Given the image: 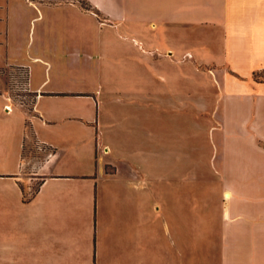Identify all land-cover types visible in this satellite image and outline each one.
Listing matches in <instances>:
<instances>
[{"label":"crops","instance_id":"obj_1","mask_svg":"<svg viewBox=\"0 0 264 264\" xmlns=\"http://www.w3.org/2000/svg\"><path fill=\"white\" fill-rule=\"evenodd\" d=\"M16 2L0 0V264H264V0H156L148 15L163 25L162 46L138 41L110 76L96 54L65 51L79 41L105 53L106 35L41 26L25 53L10 47L23 17ZM59 2L87 18L104 9ZM187 63L198 80L188 81ZM13 68L30 104L4 81ZM207 71L217 90L210 144L200 139L188 155L180 131L171 144L162 130L156 146V121L186 120L188 102L206 112ZM107 82L116 101L102 94ZM35 142L50 153L33 187L22 166Z\"/></svg>","mask_w":264,"mask_h":264},{"label":"rangeland","instance_id":"obj_2","mask_svg":"<svg viewBox=\"0 0 264 264\" xmlns=\"http://www.w3.org/2000/svg\"><path fill=\"white\" fill-rule=\"evenodd\" d=\"M17 8L14 14L18 13L23 16L20 19V33L16 37H8V44L10 47L12 45H19L21 50L25 53L26 44L30 36H36L40 33V27L44 28V32H48L51 35H61L70 33L74 36L76 35H106L109 39L103 46H106L107 52L99 53L97 47H88L84 43L76 41L74 43H69L65 51H74V52H90L91 54H96V57L92 59L93 62L99 63L107 71V75L110 76L111 67H116L119 65H125L130 62L133 58L132 54L137 50L138 41H144L147 45H156L161 47V32L163 30L162 24L152 25L149 22L151 18L149 12H152L157 9L156 0H98L103 5L104 9H99L97 12V17L93 15H85L76 8L66 5L65 3L57 1L61 0H37V5H27L24 0H16ZM12 3V2H11ZM10 4L9 16L11 15L14 8H11ZM12 18V17H11ZM31 18H34L31 21ZM139 18V20H137ZM13 19V18H12ZM94 19L100 20V23L94 21ZM10 21V19H9ZM139 21V22H137ZM115 22V24H113ZM15 21L12 20L10 24H14ZM19 24V22H18ZM33 24V25H32ZM32 25V26H31ZM34 25L36 26L34 28ZM168 27V25H166ZM188 35V31H186ZM187 48L189 47L188 38L185 39ZM34 45V44H33ZM4 48V44L1 45L0 49ZM111 50H110V49ZM113 56V59L111 58ZM116 56H119L118 59ZM4 56H0V66H5L3 60ZM134 60V59H133ZM187 73L188 81L190 78L198 80L200 78L197 74L195 75L191 69L190 64L187 63ZM19 68H13L8 73V76L5 78V83L11 91L15 94V84L19 83L18 74L16 71ZM21 72V70H19ZM159 72L163 73L162 69H158ZM21 74V73H20ZM192 75V76H191ZM22 76V75H21ZM18 78V79H17ZM157 82L161 83L160 79H156ZM18 86V85H17ZM114 82L106 84V90L103 87V93L109 97L110 101H116L113 97L117 95L114 93ZM202 95L203 100L206 105V112L199 114L198 109H195L190 102L185 106V111L187 113L186 120L178 121L174 114L170 115L171 120L165 124V127H162V122H155V134L156 140L155 145L159 144L160 137L157 136L162 132H167L169 134V140L171 144L177 143V136L175 135L178 131L181 132V137L179 138L181 145L187 147V152L194 146L198 145V140L201 139L203 146L210 144V140L213 136L214 131H212V116L210 115V109L212 107V96L217 92L215 82L211 73L203 74L202 77ZM17 90V89H16ZM114 90V91H112ZM111 91V92H110ZM197 93L192 92L190 96L192 99L201 100V96ZM27 104H30L32 101V95L30 92L27 93L25 97ZM189 101V100H188ZM194 101V100H193ZM192 103V102H191ZM181 112H183L181 108ZM161 114L156 110L155 115ZM202 117V120L201 118ZM157 120V118H156ZM184 133V135L182 134ZM171 134V136H170ZM166 135V133H165ZM161 136V134H160ZM159 137V138H158ZM178 144V143H177ZM45 146L34 143L26 145L23 152V166H22V177L24 181L36 186L38 179H30V175L34 170V166L40 161L45 159L46 155L50 153V149ZM174 157V155L172 156ZM206 152L202 154V163L203 166L207 164Z\"/></svg>","mask_w":264,"mask_h":264},{"label":"built area","instance_id":"obj_3","mask_svg":"<svg viewBox=\"0 0 264 264\" xmlns=\"http://www.w3.org/2000/svg\"><path fill=\"white\" fill-rule=\"evenodd\" d=\"M21 74L23 75L24 73L21 72ZM18 78H19V75H18ZM17 85L15 84V87H14V89L16 91L14 96L19 100H24L27 93H28V89L24 86L23 82H21V81H19V83H17Z\"/></svg>","mask_w":264,"mask_h":264}]
</instances>
